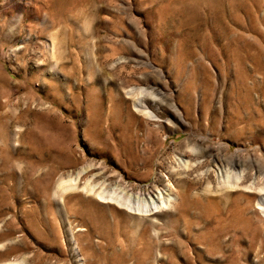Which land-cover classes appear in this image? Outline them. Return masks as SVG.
Wrapping results in <instances>:
<instances>
[{
	"label": "rangeland",
	"instance_id": "374dc122",
	"mask_svg": "<svg viewBox=\"0 0 264 264\" xmlns=\"http://www.w3.org/2000/svg\"><path fill=\"white\" fill-rule=\"evenodd\" d=\"M262 200L264 0H0V264H264Z\"/></svg>",
	"mask_w": 264,
	"mask_h": 264
},
{
	"label": "bare ground",
	"instance_id": "6f19581e",
	"mask_svg": "<svg viewBox=\"0 0 264 264\" xmlns=\"http://www.w3.org/2000/svg\"><path fill=\"white\" fill-rule=\"evenodd\" d=\"M140 92V91H139ZM130 94H132V92H129ZM139 94H141V93H139ZM148 95V94H147ZM146 95V96H147ZM140 96H142V95H140ZM145 99H147V98H145ZM144 99H142V97L141 98H137L136 99V103L137 102H139L138 103V106H140V107H142V109H145V106H143L142 104H141V102H144L143 101ZM142 111V110H141ZM145 111V110H144ZM192 154V153H191ZM184 168H186V167H189V164L188 163H186V164H184V166H183ZM240 179V178H239ZM224 181V183L223 184H226V183H228L229 182V180H223ZM226 182V183H225ZM226 186V185H225ZM227 187H234V186H227ZM73 189H77V185H75V187L73 188ZM69 191V190H68ZM92 191V190H91ZM152 197L151 198H153L154 199V195H151ZM102 198H103V196H101ZM109 200L108 201H106L107 203H115V202H118V200L117 199H114L113 197H109L108 198ZM168 201H169V204H167V202L165 201V205H171L172 204V201H171V199L170 198H168ZM258 204H260V208L259 209H263V208H261V204H263L264 205V202H263V200L262 201H259V203ZM130 209H133L134 210V212L136 213V212H144V213H150V212H159L160 211V209H162L161 208V206H158V201H157V204H156V201L155 202H152V205L147 201V202H145L144 204H142V205H138L136 208H134V207H129ZM135 215H141V214H135ZM144 214H142V216H143ZM146 215H148V214H145V216Z\"/></svg>",
	"mask_w": 264,
	"mask_h": 264
}]
</instances>
